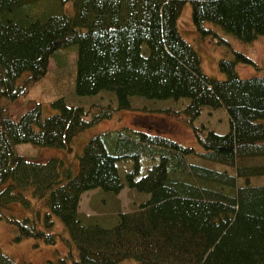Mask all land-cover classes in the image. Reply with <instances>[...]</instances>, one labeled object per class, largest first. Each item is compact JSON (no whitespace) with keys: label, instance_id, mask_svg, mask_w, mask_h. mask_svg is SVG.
Here are the masks:
<instances>
[{"label":"trees","instance_id":"obj_1","mask_svg":"<svg viewBox=\"0 0 264 264\" xmlns=\"http://www.w3.org/2000/svg\"><path fill=\"white\" fill-rule=\"evenodd\" d=\"M185 1L0 0V101L26 95L50 59L61 64L69 49L75 92L116 96L88 108L56 97L46 116L40 103L17 117L0 104V218L14 225L13 241L60 239L72 264H264V75L241 77L236 63L255 61L235 49L218 60L224 78L205 73L177 26ZM189 1L203 35L217 34L209 21L243 41L264 36V0ZM133 97L187 98L178 103L190 121L205 105L224 107L230 126H194L202 150L128 125L105 129L84 143L76 169L61 157L37 160L15 149L29 142L71 151L79 131L131 108ZM124 158L133 168L123 179L117 160ZM142 159L151 160L144 173ZM125 185L149 197L116 220L80 212L86 190L117 194ZM29 194L43 201V212ZM13 202L30 215L4 212ZM55 217L66 234L54 230ZM0 264L23 263L0 246Z\"/></svg>","mask_w":264,"mask_h":264},{"label":"rangeland","instance_id":"obj_2","mask_svg":"<svg viewBox=\"0 0 264 264\" xmlns=\"http://www.w3.org/2000/svg\"><path fill=\"white\" fill-rule=\"evenodd\" d=\"M68 7V5H67ZM177 26L181 35L188 40L197 50L201 57V66L205 73L224 78L225 74L220 70L218 60L222 56L231 57L232 49L239 50L250 56L255 64L237 62L236 69L241 77L264 75V36H259L252 41H243L238 37L224 32L219 26L212 22H205V26H211L217 34L203 35L193 24L191 15V4L187 0L183 4L182 10L177 18ZM62 63L51 58L48 71L37 82H35L29 92L15 100H2V104L7 113L12 117H17L22 111L40 103L43 115L55 112L50 102L56 97H64L68 102L84 106L92 103L106 104L113 97L112 91L101 90L95 94L79 95L75 92V52L72 49L59 55ZM26 73L20 77L25 76ZM187 98L174 100L155 99L147 97H133L132 107L117 109L112 117L104 118L101 121L79 131L73 138L71 151L60 147L41 146L29 142H21L15 145L17 152L30 156L37 160H45L52 156L65 159L66 163H71L76 169L78 154L81 152L84 143L93 134L110 128L122 125L132 126L149 132L162 133L175 140L191 145L198 150H202L194 133V126L214 129L217 132H225L229 129V115L224 107L213 108L203 106L200 114L192 121L180 110L181 101L183 105ZM112 101V100H111ZM179 102V103H178ZM113 103V102H112ZM190 160L198 163H208L200 156H191ZM151 163L150 159H142L140 173H144ZM117 165L121 177L124 179L126 171L133 168L132 158L118 159ZM217 167L221 165L215 164ZM109 191L100 189L86 190L80 201V212L82 214L96 216L99 219L109 220L113 217L116 220V213L119 210L126 211L137 207L143 200L149 197L148 192H141L125 185L117 194H109ZM28 197L38 207L41 212L45 209L42 200ZM7 214H14L16 217L30 215V211L19 202H13L4 209ZM54 230L66 234L62 222L54 218ZM14 225L5 218H0V246L23 264H72L67 256V246L62 240H57L55 244H47L36 238H24L20 241H13Z\"/></svg>","mask_w":264,"mask_h":264}]
</instances>
